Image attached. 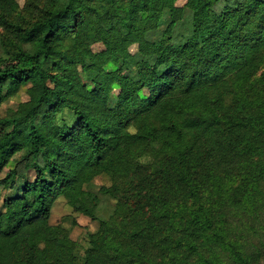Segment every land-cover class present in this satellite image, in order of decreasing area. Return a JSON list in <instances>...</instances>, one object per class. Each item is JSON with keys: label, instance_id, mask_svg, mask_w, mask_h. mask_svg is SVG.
Listing matches in <instances>:
<instances>
[{"label": "trees", "instance_id": "trees-1", "mask_svg": "<svg viewBox=\"0 0 264 264\" xmlns=\"http://www.w3.org/2000/svg\"><path fill=\"white\" fill-rule=\"evenodd\" d=\"M176 1L0 0V264H264V0Z\"/></svg>", "mask_w": 264, "mask_h": 264}, {"label": "rangeland", "instance_id": "rangeland-1", "mask_svg": "<svg viewBox=\"0 0 264 264\" xmlns=\"http://www.w3.org/2000/svg\"><path fill=\"white\" fill-rule=\"evenodd\" d=\"M18 3L20 6L23 7L24 0H18ZM186 3V0H177L176 5L181 7ZM102 47L97 45L94 47L95 51L101 50ZM131 52L134 53L136 51L135 46L132 47ZM0 56H3V53L0 49ZM121 64V63H119ZM1 65V64H0ZM117 69L116 67H107L108 71H112ZM135 68L132 65H128V68L123 71L124 75H134ZM118 89L114 88L113 90V96L115 93H117ZM141 98L145 99L148 97V92L146 90H143L140 92ZM27 100V96L25 92L22 90L18 92L12 99V102H23ZM8 104H2L0 106V118L4 116L5 110L7 109ZM131 131V130H130ZM19 159L18 156H15L10 163L7 165V167L1 172L0 178H4V176L9 173L12 170H19L18 174L16 175L17 178L21 179V177L24 176L25 173H29L28 171H25L22 166L17 164V160ZM151 161L149 158L144 157L140 160V163L142 164H149ZM110 182L107 176H100L92 180L90 183V189L92 191H98L103 186H109ZM21 186V182L16 181L14 183V186L12 185L8 186L6 190H2L0 188V193H2L3 198L10 195H18L19 188ZM113 202L112 201H106L104 200L101 209L99 211V216L106 217L107 214L112 209ZM49 222L51 225L54 226H64L65 228H68L70 230V239L74 241L77 244V248L74 252V255L77 257V259L80 261V263L83 262V248L86 246L85 238L87 232H93L97 229V223L95 221H92L91 219L77 214L73 213L72 210L66 205L65 200L61 197H58L52 207H51V213H50V219Z\"/></svg>", "mask_w": 264, "mask_h": 264}]
</instances>
